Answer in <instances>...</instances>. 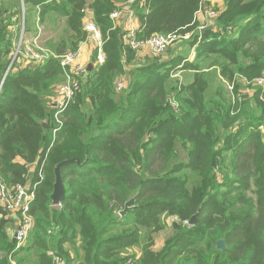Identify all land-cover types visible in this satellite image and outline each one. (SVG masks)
<instances>
[{"label": "trees", "instance_id": "trees-1", "mask_svg": "<svg viewBox=\"0 0 264 264\" xmlns=\"http://www.w3.org/2000/svg\"><path fill=\"white\" fill-rule=\"evenodd\" d=\"M126 1L26 0L27 26L34 11L40 25L50 14L64 18L66 31L45 48L52 56L42 65L16 66L5 76L19 0H0V180L34 192V225L21 251L0 209V264H264V87L254 85L250 94L242 82L264 78V0H224L216 29L203 34L196 18L203 0L138 1L137 39L190 35L197 52L193 62L175 57L144 66L111 20ZM87 9L105 61L83 78L52 146L45 97L63 79L61 57L90 37ZM214 57L219 78L246 89L242 102L226 96L223 85L213 90L202 64ZM176 68L191 72L192 81L173 86ZM121 76L128 85L118 92ZM71 159L85 166L62 168L67 196L53 207L55 167ZM135 195L133 211L121 217ZM168 219L173 233L155 251ZM140 246V257L129 254ZM23 252L34 253V262Z\"/></svg>", "mask_w": 264, "mask_h": 264}, {"label": "built area", "instance_id": "built-area-1", "mask_svg": "<svg viewBox=\"0 0 264 264\" xmlns=\"http://www.w3.org/2000/svg\"><path fill=\"white\" fill-rule=\"evenodd\" d=\"M138 1L140 5H143L145 2V0H127L121 3L111 14V20L115 23L122 16L134 17L136 15L134 6ZM206 2L207 0L202 1L199 10V12L201 11L205 14L204 16L207 21L205 26L200 27L201 31L207 27L215 28L218 19V14L211 7L207 6ZM27 7L26 0H19V14L15 18L16 24L10 28L12 36L14 37L13 58L5 76H7L13 67L40 66L52 56L51 52L41 45L40 36L42 29L39 26V21H37L38 35L33 39L28 37L29 33L26 24L28 16ZM85 29L92 37H95L97 42V64H103L105 54L102 49L103 40L100 32L94 23H86ZM137 32V30L133 29L126 33V44L134 51L145 49L154 58L163 56L170 45L177 40L176 37L171 35H153L148 39L140 40L137 39ZM189 37L190 35H186L184 38L189 39ZM80 56L81 48L78 51L62 56L60 59L64 81L58 88V95L49 101L53 113L52 146H54L59 129L63 124V115L69 104L80 91L81 82L88 73L87 67L80 63ZM124 81L119 80L116 84L118 92L123 91L127 87ZM253 81V86L264 87V78H256ZM242 82L248 86L251 83L249 81L247 82L244 78ZM229 89L231 90L232 87H229ZM245 93H242V96H239L236 100L242 102L243 96L246 95ZM170 104L175 109L178 106L174 102ZM41 178L43 179L42 176ZM33 198V190L26 189L23 186L9 187L0 180V208L6 213V216H15L17 221L14 231L15 251H21L27 245L33 229L34 220L30 215L31 201ZM1 214L3 215V213ZM50 254L54 255L52 252ZM13 264L15 263L13 262Z\"/></svg>", "mask_w": 264, "mask_h": 264}, {"label": "rangeland", "instance_id": "rangeland-1", "mask_svg": "<svg viewBox=\"0 0 264 264\" xmlns=\"http://www.w3.org/2000/svg\"><path fill=\"white\" fill-rule=\"evenodd\" d=\"M88 2H89V4H91L92 0H88ZM211 3L213 5V6H210L212 8V10H214L219 15L221 10H223V8H224V0H211ZM27 9H28L27 14H30L29 6L27 7ZM33 12L31 13V16H30L31 17L30 18V24H28V26H27L28 27V30H27L28 33H29V31L31 33V36H30L31 39L35 38L38 35L37 24H36V22H34V15L35 14ZM64 22H65L64 18L58 17L54 14H50L47 17L46 22L44 24L41 23V25H39L42 29L40 41H41V44L44 48L51 49V47L55 44V42L63 37V35L65 34V31H66V26H65ZM188 43H189V39H185L182 37L178 38L173 44L170 45L169 49L167 50V52L163 56L156 57V58L151 57L150 60L153 61V60L158 59V60L165 61V60H169L170 58H175V57H181L182 59L187 60V59H191L192 55H195V58L193 60V61H195L197 52L195 50H193ZM193 61H189V62H193ZM181 66H182V64L177 66V67H181ZM202 66H204V75L207 78V80L211 83L213 90L217 89V87L219 85H221V86L223 85L222 88L227 93V94L225 93V95L226 96L228 95L229 98L233 102H234V100L237 99V97L234 95L236 90H239L240 93L243 92L244 90H246L245 88L238 89L237 85L235 86L234 83L230 85L228 82L226 83L224 80L219 78V68L221 66V61L216 59V57L211 58L208 61L204 62L202 64ZM170 79H171L173 86H175V85H187L188 83H190L192 81L193 74L191 72H188V71H183L181 68H176L174 72L172 71L170 73ZM63 80H64V78H63ZM120 80H125L124 82L127 85V78L125 76H121ZM253 83H254V81H252L248 86V87H251V90L249 92L250 94H253V91L255 89V88H252ZM229 87H232V89L230 90ZM233 98H234V100H233ZM3 217H4V214H3ZM172 223H173V220L168 219V221H167L168 226H167L166 231H164L160 234H157L155 236V246H154L155 251H160L163 248L164 243L167 240V238L172 235V233H173ZM142 249L143 248L141 246L137 247V248H133V249L129 250V254H136L138 257H140L142 255ZM33 256H34V253H32V252H28V253L21 255V257H27L28 259H33ZM28 264H32V263H28Z\"/></svg>", "mask_w": 264, "mask_h": 264}, {"label": "crops", "instance_id": "crops-1", "mask_svg": "<svg viewBox=\"0 0 264 264\" xmlns=\"http://www.w3.org/2000/svg\"><path fill=\"white\" fill-rule=\"evenodd\" d=\"M206 5L209 7L213 6L211 3V0H207ZM204 15L205 14L200 11V12H198V14L196 16L200 27L205 26L207 23ZM86 23H94L93 11L91 9L86 10ZM115 24H116V26L120 27L125 33H128L129 31H131L133 29L138 31L141 27V21H140L137 14L134 17L122 16L115 22ZM212 29L215 30L216 28H212ZM30 36H31V33L29 31V38L31 39ZM96 51H97V42L95 40V37H92L90 35L88 40L84 44H82V46H81V56H80V63L82 65L86 66L88 71H91L90 68L92 67V69H93L95 67V65L97 64L96 60L94 59ZM135 53L137 55V59H136L135 63L138 64V66L146 65L148 63V60H150V58H151V56L149 55V53L145 49L141 50V51H135ZM194 58H195V55H192L191 59H188V61H193ZM128 79L129 78H127V85H128ZM63 81L64 80L62 79L61 82H58L55 85L54 89L52 90L51 94L48 95L47 97H45V101L47 102V107L50 110H51V108L49 105V103H50L49 101L58 95V88ZM245 92H246V90H244L242 93H245ZM48 125L49 124H47V126ZM260 129H261L263 139H264V126L261 127ZM35 170H36V167L33 166L31 168V174H33L35 172ZM2 218H3V215L0 212V220ZM5 220L9 221L7 224V227H6V231L9 235L10 239L14 241V231H15L16 224H17L16 217L15 216H12V217L11 216H5ZM31 250H32V252L35 251L34 249H31ZM22 254H25V252H23ZM32 262H34V257H33Z\"/></svg>", "mask_w": 264, "mask_h": 264}, {"label": "water", "instance_id": "water-1", "mask_svg": "<svg viewBox=\"0 0 264 264\" xmlns=\"http://www.w3.org/2000/svg\"><path fill=\"white\" fill-rule=\"evenodd\" d=\"M210 30H212V27H207V28L203 29L201 31V33L203 34L206 31H210ZM90 70H92V67L90 68ZM42 126L45 129L48 127L47 124H45V123H43ZM73 163L80 165V162L78 159H71V160L63 161L55 167V182L53 185V192L50 196L53 207L60 206L62 204V202L66 199L67 190H66V186H65L64 179L62 176V168L64 166H67V165H70ZM80 166H82V167L85 166V163L83 165H80ZM136 199H137V195H135L132 199H130L129 201L126 202L124 210L119 213V215L121 217H125L129 212L133 211ZM197 218H198V215L193 216L190 219V221L188 222V225L194 226L197 222ZM225 248H226V245H225L224 240H219L217 242V249L218 250H224Z\"/></svg>", "mask_w": 264, "mask_h": 264}]
</instances>
